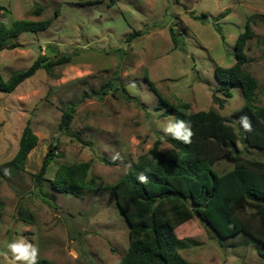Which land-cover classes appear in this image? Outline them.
Listing matches in <instances>:
<instances>
[{"label": "rangeland", "instance_id": "1", "mask_svg": "<svg viewBox=\"0 0 264 264\" xmlns=\"http://www.w3.org/2000/svg\"><path fill=\"white\" fill-rule=\"evenodd\" d=\"M18 19L51 23L12 39L15 48L0 50L3 81L39 55L71 60L36 71L11 93L0 92V264H24L7 252L8 243L21 239L38 249L37 259L54 264L119 263L129 227L111 186L156 140L162 152L171 148L163 129L175 118L150 84L168 103H185L188 112H218L235 128L241 155L264 161V150L247 145L234 117L244 104L240 87L227 97L217 90L214 74L216 66L235 63V41L248 22L253 36L243 67L256 79V104L264 107V0H118L111 6L108 0H0V22L10 26ZM133 31L140 34L128 38ZM70 106L73 117L61 130ZM27 122L38 141L21 170L6 164ZM49 146L56 156L36 182ZM224 152L213 165L218 174L233 168L231 147ZM85 161L95 189L80 196L52 190L49 179L59 164ZM39 193L50 195L51 203ZM242 214L258 225L251 208ZM170 225L185 240L179 252L186 264H264L259 244L241 234L220 237L190 206Z\"/></svg>", "mask_w": 264, "mask_h": 264}, {"label": "trees", "instance_id": "2", "mask_svg": "<svg viewBox=\"0 0 264 264\" xmlns=\"http://www.w3.org/2000/svg\"><path fill=\"white\" fill-rule=\"evenodd\" d=\"M118 0H108L114 5ZM41 8L36 9L39 13ZM50 19H18L6 26L0 22V50L17 46L12 39L23 32H38L49 27ZM139 31L129 33L128 38L139 35ZM253 36L247 22L244 31L235 41V63L231 67L216 66L214 74L218 81L217 90L223 95L232 96L231 89L240 87L243 106L234 113L248 146L264 150V107L256 104V79L243 65L246 62L244 48L246 41ZM55 47L51 46L53 53ZM71 56L54 54V58L39 55L26 69L18 71L9 80L0 77V92L11 93L25 79L43 69L50 72L60 64L70 62ZM166 113L176 120H183L190 127V142L174 138L171 134L165 139L171 148L165 152L159 149L160 140L133 162L128 171L112 186L115 204L128 224L129 243L118 264H186L179 252L185 240L179 239L170 221L183 209L190 206L193 212L215 234L222 238L243 235L248 240L264 248V161L245 159L237 147L238 134L223 116L215 110L188 112L185 103L172 104L163 100L150 84ZM214 101H219L213 97ZM220 105H222L220 103ZM74 108L68 107L62 113L60 129H67ZM246 117L249 128L240 124ZM38 137L27 122L24 126L18 149L6 164L23 169L28 154L37 145ZM231 147L233 168L218 174L213 165L225 155V148ZM55 147L49 146L40 169L34 176L36 182L43 180L50 160L55 155ZM102 162L115 165L116 161L101 158ZM90 163H61L49 179L50 187L58 193L80 196L83 190L96 188V179L89 177ZM147 176L141 182L139 175ZM51 203L50 195L41 194ZM50 200V201H49ZM251 208L257 217L258 225L243 216L245 209ZM259 255L264 258V253ZM37 264H54L39 258Z\"/></svg>", "mask_w": 264, "mask_h": 264}, {"label": "clouds", "instance_id": "3", "mask_svg": "<svg viewBox=\"0 0 264 264\" xmlns=\"http://www.w3.org/2000/svg\"><path fill=\"white\" fill-rule=\"evenodd\" d=\"M240 124L245 129L250 127L246 117L240 118ZM163 131L184 142H190L192 135L190 127L183 120L169 121ZM138 179L141 182H147V176L143 174L139 175ZM7 252L12 254L15 261L24 262V264H37L38 249L22 239L8 243Z\"/></svg>", "mask_w": 264, "mask_h": 264}]
</instances>
